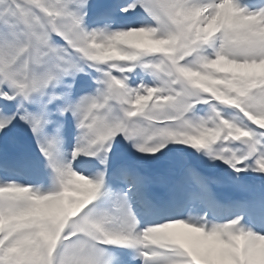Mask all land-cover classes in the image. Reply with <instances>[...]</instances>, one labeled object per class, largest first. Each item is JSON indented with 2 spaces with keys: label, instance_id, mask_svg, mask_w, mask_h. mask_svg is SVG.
I'll return each instance as SVG.
<instances>
[{
  "label": "snow or ice",
  "instance_id": "obj_1",
  "mask_svg": "<svg viewBox=\"0 0 264 264\" xmlns=\"http://www.w3.org/2000/svg\"><path fill=\"white\" fill-rule=\"evenodd\" d=\"M0 264H264V0H0Z\"/></svg>",
  "mask_w": 264,
  "mask_h": 264
}]
</instances>
